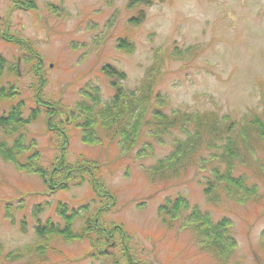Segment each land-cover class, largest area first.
<instances>
[{
    "label": "rangeland",
    "instance_id": "374dc122",
    "mask_svg": "<svg viewBox=\"0 0 264 264\" xmlns=\"http://www.w3.org/2000/svg\"><path fill=\"white\" fill-rule=\"evenodd\" d=\"M32 1L34 10L22 11L12 9L11 0H0V35L28 41L43 65L39 69L26 64L21 49L0 40V57L5 59L0 91L8 85L17 89L28 117L36 88L42 85L39 96L59 101L65 110L61 118L68 116L66 123L69 113L74 115L71 124L64 126L68 161L74 165L88 159L102 164L106 184L99 193L83 185L47 195L38 176L0 159V264H123L122 248L138 264H264V185L254 181L252 174L249 182L257 183V191L244 206L225 200L213 206L202 192L208 171H191L183 183L166 189L146 178L147 171L172 151L174 140L185 138L179 130L156 132L155 142L152 131L146 129L126 153L120 149L122 143H81L75 127L82 121L76 106L91 105L90 94L98 93L99 107L111 102L114 91L101 74L107 65L124 73L120 82L124 94H138L152 71L156 91L166 99L168 116L214 112L239 124L264 116V0H148V6L130 4L134 0ZM139 12L144 16L137 20ZM120 40L131 46L130 54L117 49ZM176 49L181 58L174 57ZM9 106V101L0 102V115ZM152 114L153 110L147 117ZM27 125L26 143L32 140L38 165L47 170L56 154V141L47 133L42 115ZM32 148L25 147L30 151L24 154H31ZM254 158L261 164L250 165L264 178V150ZM111 194L116 207L105 220L123 227L127 236L114 240L110 246L114 249H107L110 255L103 251L96 256L84 239L47 241L35 236L38 224H63L55 213L58 203L81 214L82 207L92 210L112 199ZM177 194L214 221L230 219L228 257L216 261L202 252L201 239L195 238L184 217L180 225L167 229L161 225L157 208ZM74 220L73 233L82 226L81 220Z\"/></svg>",
    "mask_w": 264,
    "mask_h": 264
},
{
    "label": "trees",
    "instance_id": "16d2710c",
    "mask_svg": "<svg viewBox=\"0 0 264 264\" xmlns=\"http://www.w3.org/2000/svg\"><path fill=\"white\" fill-rule=\"evenodd\" d=\"M24 1L26 0H11L12 9L34 10L32 0H29L30 3ZM138 3H143L145 6L150 4L148 0H134L130 4ZM141 16L144 14L139 12L137 18H134L138 20ZM0 40L21 49L23 56H26L24 61L26 64H36L39 69L42 67L43 59L36 50L31 48L28 41L11 37L9 34L0 35ZM130 47L126 40L117 42V49L124 53L130 54ZM176 51L178 53L174 57L181 58V53L177 49ZM4 63L5 59L0 57V72ZM9 70L13 71V74L16 73V69ZM151 72L148 82H142L138 94L134 95L133 93L124 94L120 84L125 78L122 71L112 65L102 69L101 74L109 80V86L114 91V95L111 102L103 107H99L98 93L90 94L91 105L85 104V108L76 106L82 118L81 122L75 123V127H78L80 131L81 143L89 146L100 144L110 146L122 143L121 147L119 146L120 149L128 153L135 148L146 129L152 131L155 142L157 141L156 132L159 135L177 129L185 138L174 140L172 151L147 171L146 178L149 183L166 189L183 183V179L191 171L194 173L208 171L209 177L203 184L202 190L207 203L218 206L225 200L244 206L255 196L258 186L256 182L252 184L249 182L250 174L254 181L262 182L264 185V178L259 176L260 170L253 171L250 165L252 162L253 165L261 164L259 159L254 157L264 150V116H253L240 124L229 119H222L214 112L178 113L168 116L164 113V108L167 106L166 99L159 91H156L155 79L151 77ZM41 88L42 85L36 88L32 108L29 111L26 109L28 117H24L26 104L19 96L20 92L17 89L8 85L0 91V102L9 101L10 103L7 111L0 115V159L13 166H19L21 171L38 176L47 188V195L83 185H88L90 190L99 193L106 184L102 177V164L88 159H81L74 165L70 164L66 157L69 137L64 126L71 124L74 115L69 113L70 122L66 123L68 116H65L66 119L61 118L65 110L59 101L51 102L40 97ZM152 110V116L147 117V113ZM39 114L44 117L47 133L56 141V154L47 170H43V167L38 165L39 160L35 155L37 149L34 148L32 140L26 143L27 124L39 117ZM29 145L33 146L31 154H24L25 151H30L25 150V147ZM206 152H212L211 156L204 157ZM240 168H244L243 173H239ZM113 196L111 194L112 199L108 198L101 204L98 203L92 210L89 206L82 207L81 214L73 208L69 209L64 203H58L55 213L63 224L58 225L50 221L38 224L35 226V236L39 240L47 241L51 238L63 239L65 242L84 239L88 241L92 250L96 251V256L103 251L110 255L111 250L107 249L112 248L110 246L114 245V240L119 241L117 239L119 236L125 240L127 236L123 227L119 229L120 227L116 224L105 220V217L113 213L116 207ZM259 204L256 203V205ZM157 213L161 225L166 229L185 218L195 238L199 237L202 241L200 250L210 254L216 261L230 255L232 247L229 246L232 245L227 243V240L231 241L228 235L232 228L230 219L223 217L214 221L205 213L198 211L196 207H190L186 197L180 194L160 204ZM186 213L188 215L183 216ZM74 218L81 220L82 226L79 231L73 233ZM124 244L125 242L122 246ZM43 250L44 248L38 251L39 255L43 254ZM120 251L125 257L123 264H138L134 262L130 254L125 252L126 248Z\"/></svg>",
    "mask_w": 264,
    "mask_h": 264
}]
</instances>
